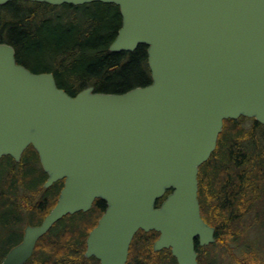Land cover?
Wrapping results in <instances>:
<instances>
[{
  "label": "water",
  "instance_id": "1",
  "mask_svg": "<svg viewBox=\"0 0 264 264\" xmlns=\"http://www.w3.org/2000/svg\"><path fill=\"white\" fill-rule=\"evenodd\" d=\"M52 6L101 2L119 7L113 53L148 46L152 82L124 93L88 87L71 96L53 73H34L0 43V160L20 161L32 146L56 205L2 264H24L37 241L68 215L107 208L87 239L86 256L126 264L140 230L156 231L155 252L199 264L216 242L201 215L199 172L226 120L264 125V0H0Z\"/></svg>",
  "mask_w": 264,
  "mask_h": 264
},
{
  "label": "trees",
  "instance_id": "2",
  "mask_svg": "<svg viewBox=\"0 0 264 264\" xmlns=\"http://www.w3.org/2000/svg\"><path fill=\"white\" fill-rule=\"evenodd\" d=\"M121 25L119 7L101 2L52 6L13 1L0 5V43L12 45L17 62L32 72L53 73L58 86L71 96L88 87L96 92L124 93L151 84L147 45L133 52L110 51ZM245 121H252L251 129L245 128ZM262 127L246 117L225 121L216 150L200 167L202 216L216 228V242L204 247L196 243L199 264H221L216 254L220 246L229 256V264H264L247 236L251 224H246L256 211L264 219ZM0 167V221L10 220L19 187L31 189L34 217L37 215L39 222L44 219L55 206L63 182L50 188L43 186L47 176L36 150L29 147L20 163L5 156ZM102 207L106 203L99 200L91 211L69 215L56 223L44 248L60 249L61 244L63 254L53 252V256L57 254L54 259L45 254L47 264H99L94 258L87 259L84 252L85 239ZM158 237L156 231L137 232L127 264H178L171 250L154 251ZM236 245L244 255L234 252ZM44 252L38 255V264Z\"/></svg>",
  "mask_w": 264,
  "mask_h": 264
},
{
  "label": "flooded vegetation",
  "instance_id": "3",
  "mask_svg": "<svg viewBox=\"0 0 264 264\" xmlns=\"http://www.w3.org/2000/svg\"><path fill=\"white\" fill-rule=\"evenodd\" d=\"M26 151V150H25ZM25 153V152H24ZM24 153L22 155V158L24 156ZM37 157L39 160V163L41 165L40 159H39V155L37 153ZM22 158L20 161H16L13 157L12 159L16 162V163H20L22 161ZM42 166V165H41ZM43 169V167H42ZM44 170V169H43ZM45 172V171H44ZM46 174V181L48 179V175ZM46 181L44 182V184L46 183ZM62 181L63 182V186L64 187V182L65 180H59L58 182ZM56 182V183H58ZM56 183H54L51 187H53ZM43 184V186H44ZM62 190V189H61ZM61 193V191H60ZM60 195V194H59ZM17 197L15 198V207L11 213V215H8L9 217V221L7 223H5L4 221H0V264H2L5 260V258L7 257L8 253L16 246L20 245L24 239V235H25V231L27 229L28 226H38L40 225L44 219H42L39 222V217L37 215H35L34 217V209H33V193L31 191V189H29V187H19V192L16 195ZM59 198V196H58ZM100 199H96L95 202L93 203L92 208L89 210L91 211L93 209V207L96 205L97 201H99ZM58 201V199H57ZM103 201V200H102ZM199 201H200V205H201V200H200V192H199ZM105 202V201H104ZM106 203V202H105ZM104 207H102V209L100 210L101 214L100 217L97 219L96 224L90 229V231L88 232V235L86 237V241H85V245H86V249L84 252V256L87 259H91L94 258L95 260H97L100 264V261L94 257H87L86 256V251H87V239L88 236L90 234V232L97 226L100 218L102 217V215L104 214V212L106 211L107 208V204L106 207L103 209ZM103 210V211H102ZM88 211V212H89ZM79 213V212H78ZM49 214V213H48ZM77 214V213H76ZM47 216V215H46ZM45 216V217H46ZM69 216V215H68ZM66 216V217H68ZM44 217V218H45ZM64 217V218H66ZM35 218V220H34ZM63 218V219H64ZM63 219H61L60 221H62ZM58 223V222H57ZM56 225V224H55ZM54 225V226H55ZM53 226V227H54ZM52 227V228H53ZM51 228V229H52ZM50 232V231H49ZM49 232L41 237L35 246L34 252L32 254V256L24 263V264H38V255L41 252L46 251L45 248H43V244L45 245L46 240L48 239L47 235L49 234ZM44 250V251H43ZM45 254L47 253H43L41 256V264H47L48 259L45 258ZM44 257V259H43Z\"/></svg>",
  "mask_w": 264,
  "mask_h": 264
},
{
  "label": "rangeland",
  "instance_id": "4",
  "mask_svg": "<svg viewBox=\"0 0 264 264\" xmlns=\"http://www.w3.org/2000/svg\"><path fill=\"white\" fill-rule=\"evenodd\" d=\"M244 125H245V128L247 130H249V129H251L253 124H252V121H245ZM261 131L264 132V127L261 128ZM2 167H0V170ZM251 216L252 215H250L249 217H251ZM246 224H251V227L248 228L250 231H249L247 236L252 241L253 249L256 252H258L259 255H261V257L263 258L261 260L264 262V219H260V217L257 215V211H256L255 213H253V217L250 220H248L246 222ZM48 243H49V238L46 240L45 245H47ZM44 247L45 246L43 244V248ZM217 249H218V253H216L214 251L213 254L216 253L219 258L221 257L220 263L221 264H229L230 258L228 255H226L227 254L226 250L224 248H222L221 246ZM234 249H235L234 252L237 255H239V256L244 255V252H243L244 250L238 249L237 245H236V248H234ZM45 250H46V253H48V256H51V255L53 256V254H52L53 252H56L57 254L60 253V255L63 254V249L61 248V244H60V249L59 248L54 249L51 247L50 248L46 247ZM56 253H54L55 256H53L52 259H54L56 257V255H57Z\"/></svg>",
  "mask_w": 264,
  "mask_h": 264
}]
</instances>
